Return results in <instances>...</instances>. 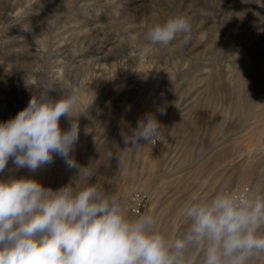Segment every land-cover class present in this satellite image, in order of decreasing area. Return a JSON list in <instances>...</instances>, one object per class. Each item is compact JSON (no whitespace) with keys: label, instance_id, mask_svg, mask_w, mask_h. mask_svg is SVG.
Segmentation results:
<instances>
[{"label":"rangeland","instance_id":"1","mask_svg":"<svg viewBox=\"0 0 264 264\" xmlns=\"http://www.w3.org/2000/svg\"><path fill=\"white\" fill-rule=\"evenodd\" d=\"M110 1L0 0V122L45 86L55 87L54 99L60 88L75 91L72 155L93 173L90 183L118 195L129 218L152 214L161 233L176 238L187 223L178 210L194 193L209 198L224 183L264 188V0ZM187 9L204 36L198 29L187 45L182 37L167 47L147 42L150 26ZM149 112L161 135L125 145L121 133ZM29 175L54 191L82 183L59 157L36 173L10 160L0 179ZM135 189L147 194L139 214L126 203ZM191 257L198 264L201 251Z\"/></svg>","mask_w":264,"mask_h":264},{"label":"clouds","instance_id":"2","mask_svg":"<svg viewBox=\"0 0 264 264\" xmlns=\"http://www.w3.org/2000/svg\"><path fill=\"white\" fill-rule=\"evenodd\" d=\"M191 32V21L174 15L150 26L146 39L167 47L182 37L187 45ZM54 89L33 93L25 108L0 122V173L10 160L17 170L36 173L59 157L82 183L54 191L31 175L0 179V264H193L194 248L201 251L198 264H255L264 258V188L236 191L224 183L209 198L194 193L178 210L186 227L169 239L154 215L129 218L118 195L90 183L93 173L72 155L79 95L60 88L54 99ZM157 111L164 114L163 108ZM62 117L67 129L60 126ZM161 128L149 112L121 135L125 145L138 146L159 137Z\"/></svg>","mask_w":264,"mask_h":264},{"label":"built area","instance_id":"3","mask_svg":"<svg viewBox=\"0 0 264 264\" xmlns=\"http://www.w3.org/2000/svg\"><path fill=\"white\" fill-rule=\"evenodd\" d=\"M244 190L247 189L241 188L236 191H244ZM146 200H147L146 192L139 189L132 190L127 197V201H126L127 208L133 214H139L141 213V210Z\"/></svg>","mask_w":264,"mask_h":264},{"label":"bare ground","instance_id":"4","mask_svg":"<svg viewBox=\"0 0 264 264\" xmlns=\"http://www.w3.org/2000/svg\"><path fill=\"white\" fill-rule=\"evenodd\" d=\"M45 1V0H44ZM133 1V0H132ZM136 1V0H135ZM182 1H184V0H182ZM192 1V0H191ZM105 2L106 3H110V2H112V1H110V0H105ZM113 2H115V1H113ZM116 4H117V2H116ZM192 4V3H191ZM45 5V4H44ZM110 5V4H109ZM189 5H190V3H189ZM118 7V6H117ZM193 7V6H192ZM259 7V6H258ZM262 9H264V8H262ZM186 10V9H185ZM184 10V12H182V13H184L183 15H184V17H187L189 20H190V18H192V15H194V14H192V13H189L188 12V9H187V12ZM260 11V10H259ZM258 12V11H257ZM115 13H117V10H116V12H114V15H116ZM260 13V12H259ZM119 14V13H118ZM181 15V14H180ZM209 15V14H208ZM207 15V16H208ZM213 15V14H212ZM236 15V14H235ZM207 16H206V20L208 19L207 18ZM211 16V15H210ZM194 17V16H193ZM210 18H212V16L210 17ZM214 19V18H213ZM234 19V18H233ZM194 20H196V19H194ZM231 20V19H230ZM200 22V21H199ZM111 24V23H110ZM200 24V25H199ZM198 24V26L197 27H195L192 31L194 32V31H196V30H198V29H200V27L203 29V27H202V24H203V22L202 23H199ZM227 24V23H226ZM230 24V23H229ZM235 26V25H234ZM128 27V26H127ZM236 27V26H235ZM235 27H234V29H235ZM130 30V29H129ZM199 31H201V29L199 30ZM206 31V30H205ZM202 32V31H201ZM138 34V32L136 33V35ZM200 34H203L202 36H204V32H202V33H200ZM206 35V34H205ZM236 35V33H233V38H234V36ZM134 36H135V34H134ZM191 36H193L192 35V33H191ZM201 35L200 36H195L194 38V40H196V42H199L200 41V39L201 38H203ZM113 38L115 37V36H112ZM126 37H128V36H126ZM136 37V36H135ZM140 37V36H139ZM207 37V36H206ZM210 37V36H209ZM228 37V36H227ZM129 38V37H128ZM137 38V37H136ZM225 39V38H224ZM111 40V39H110ZM119 40V39H118ZM117 40V41H118ZM133 40V39H132ZM202 40L203 39H201V42H202ZM106 41H108V40H106ZM114 41V40H113ZM112 42V41H111ZM110 42V43H111ZM195 42V43H196ZM109 44V43H108ZM113 44V43H112ZM104 46V45H103ZM111 46V45H110ZM194 46V45H193ZM206 46V45H205ZM195 47H196V44H195ZM107 48H108V46H107ZM99 49V48H98ZM192 50V49H191ZM189 52V51H188ZM197 52V51H196ZM242 66V65H241ZM243 157V156H242ZM241 157V158H242ZM244 157H245V155H244ZM243 157V159H240L239 158V160H237V161H239L237 164L239 165V166H244V164H246L245 162H246V160H244L245 158ZM194 166V165H193ZM262 166H264V165H262ZM260 167V166H259ZM255 171V170H254ZM261 171V170H260ZM262 171H264V170H262ZM261 171V172H262ZM261 172H259V173H261ZM258 176V175H257ZM179 177V176H178ZM260 184V183H259ZM262 185H264V184H262ZM123 188L124 189H126V186H123ZM155 194V193H154ZM190 197V196H189ZM176 227V226H175Z\"/></svg>","mask_w":264,"mask_h":264}]
</instances>
